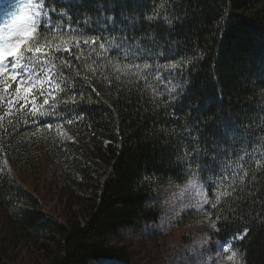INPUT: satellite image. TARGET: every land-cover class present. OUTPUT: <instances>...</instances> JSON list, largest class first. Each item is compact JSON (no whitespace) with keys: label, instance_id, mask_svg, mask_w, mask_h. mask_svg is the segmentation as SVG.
Segmentation results:
<instances>
[{"label":"trees","instance_id":"16d2710c","mask_svg":"<svg viewBox=\"0 0 264 264\" xmlns=\"http://www.w3.org/2000/svg\"><path fill=\"white\" fill-rule=\"evenodd\" d=\"M31 1L0 60V264H131L177 228H154L157 202L191 180L206 202L178 223L230 249L205 264H264V0ZM86 139L95 178L70 161ZM59 157L60 213L43 203Z\"/></svg>","mask_w":264,"mask_h":264},{"label":"rangeland","instance_id":"374dc122","mask_svg":"<svg viewBox=\"0 0 264 264\" xmlns=\"http://www.w3.org/2000/svg\"><path fill=\"white\" fill-rule=\"evenodd\" d=\"M31 0H0V60L19 47L23 38L30 35L34 29L35 16ZM51 132L42 133L43 147L49 146L52 140ZM85 146L86 153H83L79 148H73L71 154V162L76 165L81 173L88 177L84 172V164L77 163L76 157H81L88 162V173L90 177L95 178L97 174L105 171V167L101 164L99 157L93 152V143L90 139L82 141ZM67 159L59 157L56 162L49 166L46 176L48 178V194L45 199L44 206L47 210H57L58 204L69 199L71 196L69 191L72 190L71 184H74L72 179L65 173L68 168ZM105 173V172H104ZM103 175L100 179L103 180ZM89 178V177H88ZM77 187L80 185H76ZM74 187L78 189L77 187ZM81 187V186H80ZM93 188L80 190L83 193H90ZM206 202V195L195 180H191L183 186L169 190L159 198L157 206L160 209V219L154 225L156 229L168 230L171 225H177L173 232L162 235L160 246L156 247L151 242L145 241L141 243L142 249L136 252L133 256L131 264H205L212 257L218 258L223 251H230L229 247L221 245V251L210 252L209 240L203 232L202 228L195 222L186 221L184 224H179L180 215L190 209H198ZM76 209V207H74ZM185 235V238L182 236ZM188 238V239H187ZM185 239H187L185 241ZM220 248L219 246H217ZM225 253V252H224ZM227 255L219 259V263L236 264L229 260ZM97 264H124L123 262L105 259Z\"/></svg>","mask_w":264,"mask_h":264}]
</instances>
